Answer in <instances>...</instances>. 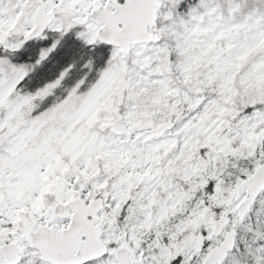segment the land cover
Listing matches in <instances>:
<instances>
[{"label": "snow or ice", "instance_id": "6c2138e0", "mask_svg": "<svg viewBox=\"0 0 264 264\" xmlns=\"http://www.w3.org/2000/svg\"><path fill=\"white\" fill-rule=\"evenodd\" d=\"M0 264H264V0H0Z\"/></svg>", "mask_w": 264, "mask_h": 264}, {"label": "trees", "instance_id": "16d2710c", "mask_svg": "<svg viewBox=\"0 0 264 264\" xmlns=\"http://www.w3.org/2000/svg\"><path fill=\"white\" fill-rule=\"evenodd\" d=\"M74 33V31H70L66 34L50 58L30 74L31 84L29 88L35 87V85L41 84L45 80L53 79L68 64H73V68L65 79L64 85L71 86L85 72H88V69L82 67V65L89 55L94 57V68L89 73L88 79H95L97 70L104 66L107 50L105 47L100 46L95 52H90L89 48L81 40L77 39ZM29 47L35 50L37 45L30 44ZM57 94L63 95V89L58 90Z\"/></svg>", "mask_w": 264, "mask_h": 264}, {"label": "rangeland", "instance_id": "374dc122", "mask_svg": "<svg viewBox=\"0 0 264 264\" xmlns=\"http://www.w3.org/2000/svg\"><path fill=\"white\" fill-rule=\"evenodd\" d=\"M76 31H78L79 29H75Z\"/></svg>", "mask_w": 264, "mask_h": 264}]
</instances>
